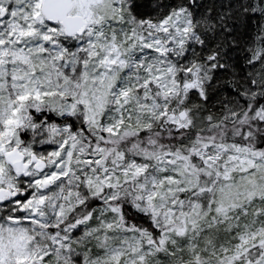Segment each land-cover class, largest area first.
I'll list each match as a JSON object with an SVG mask.
<instances>
[{
    "label": "snow or ice",
    "instance_id": "6c2138e0",
    "mask_svg": "<svg viewBox=\"0 0 264 264\" xmlns=\"http://www.w3.org/2000/svg\"><path fill=\"white\" fill-rule=\"evenodd\" d=\"M0 264H264V0H0Z\"/></svg>",
    "mask_w": 264,
    "mask_h": 264
},
{
    "label": "trees",
    "instance_id": "16d2710c",
    "mask_svg": "<svg viewBox=\"0 0 264 264\" xmlns=\"http://www.w3.org/2000/svg\"><path fill=\"white\" fill-rule=\"evenodd\" d=\"M205 3H210V0H205Z\"/></svg>",
    "mask_w": 264,
    "mask_h": 264
}]
</instances>
